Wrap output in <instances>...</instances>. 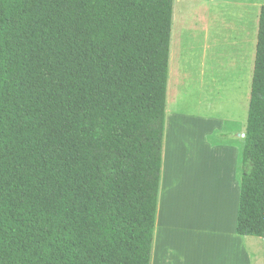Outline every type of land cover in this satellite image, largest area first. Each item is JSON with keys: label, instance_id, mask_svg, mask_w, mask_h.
I'll return each mask as SVG.
<instances>
[{"label": "trees", "instance_id": "trees-1", "mask_svg": "<svg viewBox=\"0 0 264 264\" xmlns=\"http://www.w3.org/2000/svg\"><path fill=\"white\" fill-rule=\"evenodd\" d=\"M172 11L0 0V264H150ZM243 135L236 232L264 239V5Z\"/></svg>", "mask_w": 264, "mask_h": 264}, {"label": "crops", "instance_id": "crops-1", "mask_svg": "<svg viewBox=\"0 0 264 264\" xmlns=\"http://www.w3.org/2000/svg\"><path fill=\"white\" fill-rule=\"evenodd\" d=\"M259 12L260 9L258 17ZM257 28L258 18L255 37ZM248 30L242 27L237 32L238 44L245 42V50L239 49L238 53L240 59L242 54L245 59L237 68L240 76L237 78L242 83L246 74V44L254 39L252 30ZM253 63L254 52L251 79ZM175 75L176 85H170V81L166 84L161 174L150 264H264V240L236 232L240 148L211 145L207 141L215 131L234 124L230 118L220 119L213 112L205 116L184 109L188 104L184 80L178 73ZM247 93V102L240 98L243 112L248 110L249 88ZM244 119L243 116L245 130ZM199 199L203 203L201 216Z\"/></svg>", "mask_w": 264, "mask_h": 264}, {"label": "rangeland", "instance_id": "rangeland-1", "mask_svg": "<svg viewBox=\"0 0 264 264\" xmlns=\"http://www.w3.org/2000/svg\"><path fill=\"white\" fill-rule=\"evenodd\" d=\"M264 0H173L171 18V42L169 43V67L167 81L175 86L179 74L184 80L188 104L184 109L218 118L228 117L233 122L207 141L211 145L230 144L240 148V133L244 130L242 117L243 101L248 100L251 83V58L255 53L257 12ZM251 29L253 41L246 44L245 80L237 68L245 62L238 56L237 32ZM249 31V30H248ZM249 85V87H248ZM242 88L244 89L243 91ZM174 95V89H173ZM242 96V97H240ZM197 103V105H196ZM182 109V110H184ZM217 165L216 161H213ZM201 193L200 190H198ZM200 198V197H199ZM199 216L203 203L198 200Z\"/></svg>", "mask_w": 264, "mask_h": 264}, {"label": "water", "instance_id": "water-1", "mask_svg": "<svg viewBox=\"0 0 264 264\" xmlns=\"http://www.w3.org/2000/svg\"><path fill=\"white\" fill-rule=\"evenodd\" d=\"M244 135H242V137H243ZM264 240V239H263Z\"/></svg>", "mask_w": 264, "mask_h": 264}]
</instances>
